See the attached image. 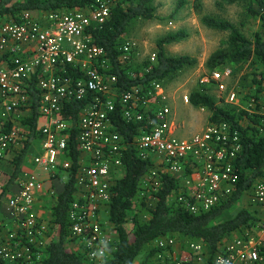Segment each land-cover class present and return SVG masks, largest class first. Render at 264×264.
Wrapping results in <instances>:
<instances>
[{"label":"built area","instance_id":"1","mask_svg":"<svg viewBox=\"0 0 264 264\" xmlns=\"http://www.w3.org/2000/svg\"><path fill=\"white\" fill-rule=\"evenodd\" d=\"M120 1L93 0L92 6L81 11L46 14L25 11L20 23L13 18L0 22V174L3 162L14 148H20L24 139L17 135L16 129L7 132V126L27 107L31 98L29 89L34 83L41 98L39 112L47 119L34 164L51 176L60 163L63 169L71 167L64 156L73 125L60 114L72 102H86L77 124L78 150L85 158L81 160L78 199L72 205L70 218L72 236L85 244L92 261L105 259L110 244L102 222L111 200L113 175L122 170L124 139L112 126L118 104L127 122H147L150 129L140 131L134 140L135 148L145 159L157 156L160 172L172 174L179 181L178 202L192 213L210 211L220 205L232 194L238 180L233 161L241 151L240 138L229 125L211 126L191 139H179L172 133L169 108L155 112L148 109L150 98L166 101L161 82H153L147 95L141 96L142 89L137 87L119 96L118 77L110 73L105 50L95 44L91 29L105 25ZM132 49L131 44L123 46L121 60ZM67 67L77 70L78 75L65 76ZM232 77L231 70L209 71L202 84H215L219 101L237 109L242 98L240 92L227 84ZM262 94L261 98L253 99L254 109L246 112L264 116ZM185 101L189 103V97ZM188 171L191 175H187ZM152 174L153 179L158 178L154 171ZM44 189L43 180L26 172L18 192L6 199L10 224L0 240V257L5 261L41 264L40 250L49 223L37 214L36 200ZM3 192L4 185L0 182V197ZM251 201L264 209V178L255 186ZM177 244L173 237L158 242L161 252L154 261L264 264V219L252 231L229 240L213 256L201 243H189L186 254L176 256Z\"/></svg>","mask_w":264,"mask_h":264},{"label":"trees","instance_id":"2","mask_svg":"<svg viewBox=\"0 0 264 264\" xmlns=\"http://www.w3.org/2000/svg\"><path fill=\"white\" fill-rule=\"evenodd\" d=\"M154 1L121 0L105 25L91 29L95 44L105 50L106 58L111 65L110 73L118 77L119 96L137 87L142 89L141 96H143L149 91L153 82L162 83L168 77L197 64L196 60L187 56L174 58L167 55V46L186 38L184 33H178L157 43L156 64L146 63L142 73L136 70V77L130 76L124 68L121 60L122 39L134 20L150 21L156 18ZM237 3L246 4L248 15L258 19L264 29V0H222L220 5ZM92 4L93 0H0V22L13 18L20 23L21 14L25 11L39 14L81 11L88 9ZM203 23L209 28L230 33L228 50H219L211 56L208 61L209 71H216L227 63L242 64L255 59L262 68V73L255 83L259 87L258 93H263L264 38L262 35L257 33L253 40H250L230 22L209 16L203 17ZM63 74L77 76L78 72L67 67ZM29 94L31 98L27 107L22 108V111L27 113L21 123L24 138L21 141L22 148L19 151L17 148L12 150V155H15L11 162L13 172L0 197V240L7 231V224H10L8 216H5L6 212L2 214L4 203L12 195L14 185L24 177L26 160L37 141L41 140L42 128L47 123V119L39 112L41 98L35 83L29 89ZM189 101L193 107L207 109L212 113L209 120L211 126L226 124L234 132L239 133L241 151L233 161L238 180L232 194L210 211L195 214L178 202L177 193L180 185L172 174L159 171L158 178L154 180L158 182L150 183L149 177L153 170L158 168L155 167V159L143 158L134 143L143 128L148 130L150 128L146 121L129 123L124 120L122 108L118 104L112 126L124 139L122 170L113 175L111 200L102 222L104 229L108 227L114 238L110 241L108 256L105 259L90 260L85 244L71 234L70 213L72 205L78 199L77 184L81 166L77 124L86 105V102H72L60 114L63 120L73 125L64 156L71 167L67 170L61 169L67 174L63 193L52 195L49 214L51 220L46 241L40 250L41 264H135L143 255L146 257H143L142 264H154L157 254L161 252L158 242L170 237L176 238L178 242L184 240L187 245L201 243L208 254L213 256L220 252L234 235L242 236L258 226L262 220L257 217L258 209H240L237 212L236 209L249 193L253 194L257 183L264 178V126L262 125L264 116L236 110L231 106L221 108L204 90L192 93ZM152 118L154 119L155 116L152 115ZM244 119H248L251 125L242 126ZM7 128V132L15 129L10 122ZM187 175H191V172L188 171ZM252 206L255 207L253 203ZM3 221L6 223L3 224ZM0 264L19 263H10L0 257Z\"/></svg>","mask_w":264,"mask_h":264},{"label":"rangeland","instance_id":"3","mask_svg":"<svg viewBox=\"0 0 264 264\" xmlns=\"http://www.w3.org/2000/svg\"><path fill=\"white\" fill-rule=\"evenodd\" d=\"M221 2L222 0H155L153 6L156 8V18L150 21L144 19L134 20L130 24L127 34L122 39L121 48L126 44H131L133 46L132 51L125 56L126 59L123 56L124 59L122 64L124 68L127 69L130 76L136 77V70H140L139 73H142L143 66L146 63L156 64V55L158 52L157 43L160 40L178 33H184L186 35V38L182 41L167 46L166 53L169 57L174 58L181 56L190 57L196 60L197 64L194 67L185 68L162 82L166 101L150 98L148 105V109L152 112L160 110L163 107L169 108V122L172 127V133L174 137L179 139H191L204 133V131L211 127L209 120L212 113L207 109L195 108L190 102L186 103V97L190 98L192 93L204 90L216 101L219 107H226L219 101V95L215 84L203 85L202 80L205 79L209 73L208 61L211 56L219 50H228L227 43L230 33L209 28L203 23V17L209 16L217 20L228 21L250 40H253L254 35L257 33L261 34L264 38V29L258 19L248 15L246 12V4L220 5ZM226 70H231L233 73V77L227 81L230 89L240 92L241 94L242 100H240V108L236 110L247 111L254 109L251 107L254 105L253 99L261 98L260 94H262L258 93L259 87L255 83V80H257L262 73L260 64L255 59H252L242 64L227 63L216 71L223 72ZM148 93L149 91L145 94L147 95ZM26 116L27 113L22 111V114H18L13 120L16 133L19 137H23L21 123ZM241 124L244 127L251 125L248 119H244ZM41 126L42 125H40V127ZM25 130L24 128V131ZM40 146L41 143L38 141L34 146L36 151L30 156L32 158L31 163L34 156L38 155ZM21 148L22 146L17 150L19 151ZM14 156L15 155H12V157ZM156 157L155 155H151V158L155 159V167H158L153 171L155 174L159 175L160 164ZM27 163L30 167V163L28 161ZM61 169H63V165L60 163L59 169L54 172V175L59 174V176H62V180L63 177L67 179V174L62 172ZM153 176L154 175L151 174L149 180L152 179V181H154L155 179L152 178ZM0 179V182L5 186L9 177L4 179V181L2 177ZM22 181L23 179L21 178L19 185H21ZM57 186L60 187L58 184ZM16 191H18V188L15 189V192ZM252 197L253 194L249 193L239 204L236 212L240 209H258L259 212L257 213V217L263 218L264 214L260 213V209L256 206H252ZM51 199L52 195L44 196L42 203L36 208L37 214L48 223L49 217L47 215L50 214ZM173 202L174 200L172 203ZM5 223L6 221H3V224ZM128 226L132 228L131 225ZM106 228L104 229L105 235L111 241L114 238L113 233L108 227ZM239 235L240 234L234 235L232 239L241 237ZM178 245L183 254H186V241L179 240ZM143 257H146V255L139 258L138 264L144 262ZM154 264L157 263L155 262Z\"/></svg>","mask_w":264,"mask_h":264},{"label":"crops","instance_id":"4","mask_svg":"<svg viewBox=\"0 0 264 264\" xmlns=\"http://www.w3.org/2000/svg\"><path fill=\"white\" fill-rule=\"evenodd\" d=\"M40 143H41V140H39ZM38 142V141H37ZM36 150L33 149L30 153V155L28 156L27 160H26V163H25V166H24V171L25 172H32L34 174H36V176H38L39 179L43 180L44 181V186H45V191L41 194H39L37 196V200H36V208L38 207V205L40 206V204L42 203V200L44 198V196L46 195H55V193L57 195H60L63 193L64 191V186H65V183L67 182V179L65 177H63V180L61 179L62 176H58V175H49V174H46L44 173L41 169L39 170L35 164H34V159L37 157L34 156V159L31 163V160L32 158L30 157L31 154H33ZM14 157H12V155H10V157H8L4 162L3 164L1 165V174H0V178L2 177L3 178V181L4 179H7L8 177H10L11 173L13 172V168H12V165H11V162L13 160ZM30 158V159H29ZM85 158V155H81V160H83ZM29 159V160H28ZM27 161L30 163V167L28 166V163ZM23 179V178H22ZM1 180V179H0ZM21 180V179H20ZM20 180L17 182V184L14 185L13 187V191H12V194L14 195L16 192H15V189L20 188L21 185L20 184ZM61 183V184H60ZM60 185V187L57 186ZM64 184V185H62ZM260 213L264 214V209L263 208H260ZM7 201H5L4 203V206H3V210H2V214L6 212L7 215L5 216H8V212H7ZM49 217L48 221L50 222L51 218L49 215H47ZM263 219H264V215H263ZM231 241V240H230ZM229 242V241H227ZM226 242V243H227ZM179 243V242H178ZM174 255L176 256H179V255H182L184 256L185 254H183V252L180 250V246L177 244V246L175 247L174 249ZM183 258V257H182ZM139 261H137L135 264H138Z\"/></svg>","mask_w":264,"mask_h":264}]
</instances>
